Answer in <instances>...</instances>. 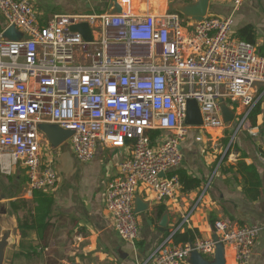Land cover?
I'll return each instance as SVG.
<instances>
[{"label":"built area","instance_id":"2783aa9c","mask_svg":"<svg viewBox=\"0 0 264 264\" xmlns=\"http://www.w3.org/2000/svg\"><path fill=\"white\" fill-rule=\"evenodd\" d=\"M0 12L4 30L15 25L28 36L7 40L0 31V172L10 175L23 167L30 191L57 185L54 156L43 158L41 123L72 130L80 161L94 157L98 142L128 144L130 154L119 162L105 205L119 234L130 242L139 235L138 187L147 188L156 201L174 197L181 188L171 169L183 164L181 142L192 126H225L224 99L240 102L246 118L264 94L257 93L264 82V55L234 36L232 15L185 22L178 12L122 9L116 14H55L41 24L33 0H0ZM79 22L89 23L92 41L72 30ZM190 99L199 104L201 125L186 121ZM156 130L160 135L153 144ZM192 213L140 264H187L194 250L212 255V237L173 242ZM214 227L220 242L235 245L237 261L248 264L261 227H232L224 220Z\"/></svg>","mask_w":264,"mask_h":264},{"label":"crops","instance_id":"0c3cea01","mask_svg":"<svg viewBox=\"0 0 264 264\" xmlns=\"http://www.w3.org/2000/svg\"><path fill=\"white\" fill-rule=\"evenodd\" d=\"M112 1L33 0V5L40 23L47 24L55 14L109 13ZM195 1L118 0L125 11L157 15L177 12L176 5ZM236 1L209 0L206 15H232L236 37L240 29L250 26L253 44L261 51L264 0ZM5 27L6 20L0 12V31ZM262 88L264 82L258 84L257 93L264 92ZM222 101L233 108L235 118L220 128L204 130L192 126L181 142L184 159L180 168L200 180L201 185L189 191L181 185L174 197L163 201H156L147 188L138 187L135 202L141 199L146 209L137 213L139 235L134 242L119 234L105 205L106 189L118 172L119 162L129 156V145L113 147L98 142L94 157L80 161L70 138L53 147L41 132L45 139L43 158L46 161L54 156L53 165L59 179L52 188L30 191L21 166L15 168H19L14 177L17 184H8L2 178L0 236L5 221L12 227L15 239L10 246L14 254L9 264H140L176 230L190 211H193L190 222L179 230L180 241L174 238L175 244L213 238L218 220L232 227L257 225L261 230L248 264H264V102L254 124L250 117L252 110L245 118L246 109L240 102ZM155 132L153 144L160 135V131ZM48 145L54 150L45 153ZM250 166L254 168L250 170ZM178 169L171 172L178 174ZM0 177H3L1 172ZM164 215L168 216L165 226L162 225ZM214 253L206 257L213 260ZM225 258L226 264H240L235 245L225 244ZM187 264H191L189 259Z\"/></svg>","mask_w":264,"mask_h":264},{"label":"water","instance_id":"95a60500","mask_svg":"<svg viewBox=\"0 0 264 264\" xmlns=\"http://www.w3.org/2000/svg\"><path fill=\"white\" fill-rule=\"evenodd\" d=\"M110 7L111 10L109 13H122V6L119 4L118 0H113ZM208 7L209 0H197L195 2L176 5L175 10L182 15L185 22L189 19L194 21H202L207 14ZM71 28L72 30L81 33L85 40H93L92 31L88 22H79L73 24ZM3 37L7 40H21L23 38H27L28 36L20 31L15 25H12L4 30ZM221 111L222 118L225 123H229L235 118V111L225 101L221 102ZM186 121L192 125H200L203 122L199 104L194 99H190L187 102ZM39 128L41 132L46 135L53 147L59 146L61 143L69 139L73 133L72 130L64 129L56 124L51 123H41ZM135 205L136 213L146 209V205H144L141 199H137ZM167 218L168 216L164 215L162 218V225H166ZM2 226V235L0 236V264H9L14 254V250L10 248V246L15 241V239L12 236V227L5 221L2 222ZM213 239L216 241L214 259L210 260L199 251L194 250L189 256V262L191 264H226L224 243L219 241L217 234L213 236Z\"/></svg>","mask_w":264,"mask_h":264},{"label":"trees","instance_id":"16d2710c","mask_svg":"<svg viewBox=\"0 0 264 264\" xmlns=\"http://www.w3.org/2000/svg\"><path fill=\"white\" fill-rule=\"evenodd\" d=\"M182 16V15H181ZM239 38L241 39H244L248 42H251V43H254V34H253V31L251 29L250 26H246L242 29H240L239 31ZM260 53L262 55H264V47L263 49L260 51ZM264 90V88L261 89V92ZM263 102H264V94L262 96V98L257 102V104L254 106V108L252 109V112L250 114V117L252 118L253 120V123L255 124L257 122V118H258V115L262 113V109H263ZM157 132H153L151 135H152V138L154 137V135L156 134ZM254 167L253 166H250L249 169L252 170ZM177 173L179 174V177H180V181H181V184L182 186L187 189L188 191L189 190H192V189H195L197 188L198 186L201 185V181L194 178L193 176L189 175L188 172L184 169V168H179L177 170ZM20 201V200H19ZM17 202V201H16ZM16 202L12 203V204H15ZM21 203V202H20ZM179 234V230L174 234L173 238L176 239V241H180V239L177 238V235ZM183 240V239H182ZM183 242H186L183 240Z\"/></svg>","mask_w":264,"mask_h":264},{"label":"rangeland","instance_id":"374dc122","mask_svg":"<svg viewBox=\"0 0 264 264\" xmlns=\"http://www.w3.org/2000/svg\"><path fill=\"white\" fill-rule=\"evenodd\" d=\"M53 151L54 150V148H50L49 147V145H48V147L46 148V150H45V153H47V152H49V151ZM17 170H19V168L17 169ZM17 170H15V171H13V173L10 175V176H5V175H3L2 174V176L3 177H0V182H2L1 180H2V178L8 183V184H13L14 182H15V175H17ZM16 172V173H15ZM23 177H21L20 179H22ZM16 184L18 183V181L17 182H15Z\"/></svg>","mask_w":264,"mask_h":264}]
</instances>
